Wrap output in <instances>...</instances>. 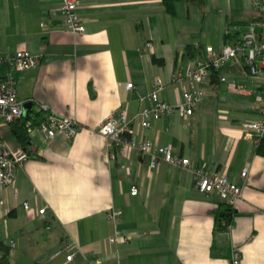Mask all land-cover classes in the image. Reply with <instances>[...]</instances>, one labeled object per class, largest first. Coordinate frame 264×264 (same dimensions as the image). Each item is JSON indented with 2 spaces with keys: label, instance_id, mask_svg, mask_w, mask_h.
Segmentation results:
<instances>
[{
  "label": "crops",
  "instance_id": "0c3cea01",
  "mask_svg": "<svg viewBox=\"0 0 264 264\" xmlns=\"http://www.w3.org/2000/svg\"><path fill=\"white\" fill-rule=\"evenodd\" d=\"M229 2L231 12L214 20L211 42H187L181 35L167 44L165 30L153 28L159 15L169 13L162 0H78L82 34L63 26L61 0H0V53L26 49L43 55L37 67L16 73L19 97L33 101L35 111L46 103L54 114L82 125L71 138L30 135L33 152L18 164L14 185L1 193L0 264L2 244L9 248L5 264H117V249L122 264H232L235 252L240 264H264V157L256 154L246 128L262 117L264 71L252 78L246 67L228 64L218 70L228 81L211 76L194 115L166 116L147 130L132 124L136 136L154 146L172 144L193 167L225 172L236 182H243L248 168L230 231L216 227V212L225 205L217 195L201 193L192 172L165 162L152 168L149 157L134 149L115 150L118 159L112 160L98 131L118 109L133 116L157 77L166 85L162 98L182 101L173 73L204 56L199 45L220 49L228 42V22L244 21L234 25L242 31L258 16L251 0ZM143 18L149 19L147 33ZM233 81L246 91L235 90ZM0 136L10 149L21 147L12 125L2 126ZM134 185L137 195L131 194ZM112 210L122 212L118 219L108 217ZM117 228L130 237L120 247L109 241ZM65 243L78 250L72 260L68 252L55 255Z\"/></svg>",
  "mask_w": 264,
  "mask_h": 264
},
{
  "label": "built area",
  "instance_id": "2783aa9c",
  "mask_svg": "<svg viewBox=\"0 0 264 264\" xmlns=\"http://www.w3.org/2000/svg\"><path fill=\"white\" fill-rule=\"evenodd\" d=\"M257 18L250 21L247 27L239 31L237 26L231 27L230 32H240L235 41L226 42L220 49L207 46L204 56L192 59L187 66L176 70L171 81L178 90H182V101L171 103L161 96L165 89V83L157 77L153 84V89L148 94L139 97V109L133 116H128L124 110L118 109L110 114L98 128L99 133L107 138V146L110 150V158L118 159L115 150L134 149L149 157L152 168L159 167L162 163L188 170L193 173L196 179V187L207 196L217 195L221 200L227 201L229 205H234L241 198L243 186L248 175V168L241 173L243 182H236L225 173L219 171L206 170L201 167H193L189 158L182 157L175 152L172 144L164 146H154V142L147 138L135 135L132 124L138 121L142 130L150 129L153 123L166 116L180 115L182 117L192 116L196 108L203 100V85L209 82L213 70H221L228 64H239L246 67L248 74L252 78H259L264 71V0H252ZM60 17L66 30L74 34H82L86 30L85 20L78 11V0H61ZM41 26L47 29L46 22ZM258 28L261 30L258 31ZM152 47L150 42L147 43ZM43 55L33 54L26 49L17 50L12 54L0 53V66L9 67L4 79L0 80V128L10 125L16 120L29 114L26 112V105L29 102L31 107L33 101L23 100L17 92L16 73L41 64ZM226 74H221V81H228ZM234 89L245 92V86L233 81ZM129 89L134 87L133 82L127 84ZM38 121L30 119L27 121V132L29 135L37 133L44 138H54L58 134L67 137H74L82 128V125L74 118L59 116L54 114L50 106L46 103L40 105ZM250 135L254 138L257 146L259 138L264 135V110L262 117L258 120L246 124ZM27 152L19 147L10 149L7 142L0 136V204L2 203L1 193L8 187L14 185L16 169L18 164L28 158ZM125 170L130 169L128 162L121 163ZM138 188L134 185L131 194L137 195ZM14 196L18 197V191L14 190ZM25 209H29L28 202L23 203ZM42 218H46L47 209L39 211ZM121 211L112 210L108 217L118 219ZM232 229V227H231ZM130 237L121 229H116L109 238L112 244L122 246L128 243ZM117 264H122L119 259V249ZM68 252L67 260H72L78 250L74 249L71 243H65L55 255ZM102 261L95 259L91 264H101ZM232 264H240V255L234 253Z\"/></svg>",
  "mask_w": 264,
  "mask_h": 264
},
{
  "label": "rangeland",
  "instance_id": "374dc122",
  "mask_svg": "<svg viewBox=\"0 0 264 264\" xmlns=\"http://www.w3.org/2000/svg\"><path fill=\"white\" fill-rule=\"evenodd\" d=\"M234 0H232L233 2ZM244 3L246 0H236ZM232 4L229 0H190L180 3L177 7L176 15L165 13L159 15L153 22V28L165 30L166 43H174L175 40L198 43L199 41L207 43L215 37V27L217 23L214 20L220 19L226 13L231 12ZM251 6L252 0H251ZM254 10V8H253ZM218 16V18H216ZM144 19V29L147 33L149 28V19ZM214 42V41H212Z\"/></svg>",
  "mask_w": 264,
  "mask_h": 264
},
{
  "label": "trees",
  "instance_id": "16d2710c",
  "mask_svg": "<svg viewBox=\"0 0 264 264\" xmlns=\"http://www.w3.org/2000/svg\"><path fill=\"white\" fill-rule=\"evenodd\" d=\"M184 1H190V0H162V5L164 6V9L167 12L173 15H176L177 7L180 5V3ZM244 23H245L244 21H240L237 19L228 22L227 27L229 28L227 31H225V35H224L226 41L228 42L235 41L238 38V35L240 34V32H236V33L230 32L231 27H233L234 25H239V24L242 25ZM206 47L207 46H204V44H201L198 46L197 49L202 52L203 49H206ZM193 50L194 49L192 48L191 53L194 52ZM154 61L163 64V58L154 57ZM8 69L9 67L7 65L0 66V80L5 78ZM211 76L213 78L219 77V72L217 70H213ZM40 115H41L40 111H35L33 109H30L29 114L27 116L20 118L10 124L12 125V131L15 137L17 138L18 142L20 143V146L27 152L28 156L32 154L33 152L34 143L31 139V136L27 132L26 124H27V121L30 119L38 121V118ZM255 151L257 155L264 157V135L259 138V142L256 146ZM220 204L225 205V208L222 209V207L220 206V209L216 212V227L219 230L225 229L227 231H230L231 227L233 228L234 226L235 207L234 205L233 206L229 205L228 202L224 200H221ZM221 213H224V214L222 215ZM2 248H4L3 251L5 253L1 257V264H5L7 261L9 248L3 244H2Z\"/></svg>",
  "mask_w": 264,
  "mask_h": 264
},
{
  "label": "water",
  "instance_id": "95a60500",
  "mask_svg": "<svg viewBox=\"0 0 264 264\" xmlns=\"http://www.w3.org/2000/svg\"><path fill=\"white\" fill-rule=\"evenodd\" d=\"M261 29L260 28H258V31H260ZM30 107H31V104L29 103L28 105H26V107H25V109H26V112H28L29 111V109H30ZM222 215L224 214V213H221Z\"/></svg>",
  "mask_w": 264,
  "mask_h": 264
}]
</instances>
